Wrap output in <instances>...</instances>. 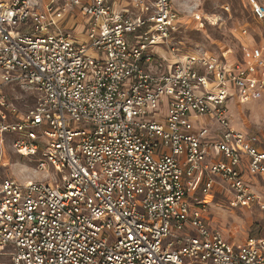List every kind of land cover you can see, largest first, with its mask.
I'll use <instances>...</instances> for the list:
<instances>
[{"label":"built area","instance_id":"2783aa9c","mask_svg":"<svg viewBox=\"0 0 264 264\" xmlns=\"http://www.w3.org/2000/svg\"><path fill=\"white\" fill-rule=\"evenodd\" d=\"M117 1L0 0V142L49 176L0 182V264H264L210 222L216 192L264 210V130L228 105L264 98V46L179 55L172 0Z\"/></svg>","mask_w":264,"mask_h":264},{"label":"rangeland","instance_id":"374dc122","mask_svg":"<svg viewBox=\"0 0 264 264\" xmlns=\"http://www.w3.org/2000/svg\"><path fill=\"white\" fill-rule=\"evenodd\" d=\"M42 3L45 0H35ZM264 4V0H259ZM179 15V28L170 40L175 53L182 55L209 51L222 55L232 50L233 58H243L242 48L264 46V21L256 19L248 0H172ZM82 27L68 31L78 37ZM247 29V34L243 33ZM232 58V59H233ZM5 92L21 108L36 104V92L29 87L5 85ZM232 123L248 131L264 130V98L245 104L234 99L228 101ZM213 130L216 124H209ZM12 135L0 142V182L5 178L20 181L45 179L47 174L38 170L36 158L18 152L12 145ZM51 171L54 168L51 167ZM49 177V176H48ZM255 190L264 198V182H255ZM210 222L220 228L228 239H244L248 236H264V210L258 206H232L224 196L216 192L210 204ZM3 261V260H2Z\"/></svg>","mask_w":264,"mask_h":264},{"label":"crops","instance_id":"0c3cea01","mask_svg":"<svg viewBox=\"0 0 264 264\" xmlns=\"http://www.w3.org/2000/svg\"><path fill=\"white\" fill-rule=\"evenodd\" d=\"M47 1H49V0H45L42 3H46ZM134 2H135V0H118L117 3H116V7L118 9L125 8L126 6L133 7ZM81 21L82 20H79V23H76V24H73V25H76V27H82V24H80ZM74 22H75L74 20L71 21V23H74Z\"/></svg>","mask_w":264,"mask_h":264},{"label":"bare ground","instance_id":"6f19581e","mask_svg":"<svg viewBox=\"0 0 264 264\" xmlns=\"http://www.w3.org/2000/svg\"><path fill=\"white\" fill-rule=\"evenodd\" d=\"M227 51H229V50H227ZM230 55H231V53H229V55H228V56H229V58H230V60H233V59L231 58V56H230Z\"/></svg>","mask_w":264,"mask_h":264},{"label":"trees","instance_id":"16d2710c","mask_svg":"<svg viewBox=\"0 0 264 264\" xmlns=\"http://www.w3.org/2000/svg\"><path fill=\"white\" fill-rule=\"evenodd\" d=\"M233 56H234V53H232V58H233ZM230 59V58H229ZM234 59V58H233Z\"/></svg>","mask_w":264,"mask_h":264}]
</instances>
